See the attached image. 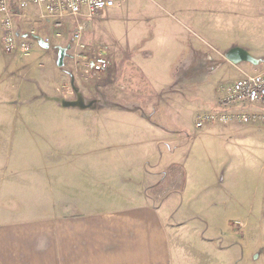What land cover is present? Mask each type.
I'll list each match as a JSON object with an SVG mask.
<instances>
[{
	"label": "rangeland",
	"instance_id": "1",
	"mask_svg": "<svg viewBox=\"0 0 264 264\" xmlns=\"http://www.w3.org/2000/svg\"><path fill=\"white\" fill-rule=\"evenodd\" d=\"M247 1L120 0L81 28L70 20L60 28L38 23L52 41L49 50L34 45L30 53L7 55L0 43V180L7 168L37 174L45 159L62 164L56 175L109 174L119 190L111 193L112 204L133 205L149 195L152 171L182 178L187 169L185 189L178 195L171 189L168 200L167 231L183 243L175 264H233L251 223L259 239L264 230V214L257 212L253 223L235 200L236 192L262 189L260 166L245 170L250 145L264 142V122L194 124L220 111L222 87L264 71V21L250 19L262 12ZM235 50L249 59L227 58ZM96 53L105 54L109 69L93 75L82 62ZM233 154L243 173L221 163ZM8 160L36 165H2ZM94 161L107 163L93 167ZM31 186L0 197V221L23 219L28 214L20 209L42 204ZM208 194L214 198L203 205ZM208 207L214 210L206 214Z\"/></svg>",
	"mask_w": 264,
	"mask_h": 264
},
{
	"label": "crops",
	"instance_id": "2",
	"mask_svg": "<svg viewBox=\"0 0 264 264\" xmlns=\"http://www.w3.org/2000/svg\"><path fill=\"white\" fill-rule=\"evenodd\" d=\"M247 4L259 8L254 11L262 12L253 13L250 19L264 21V0H248ZM225 130L233 131L228 126ZM259 145L254 143L248 148L247 155L251 164H247L245 171H254L260 166L256 183L262 182L258 187L262 189L252 193H235L236 206L243 214L251 215L253 223L257 212L264 214V142ZM255 146H262V149H255ZM236 157L233 154L229 160L221 163L226 165L228 161L231 163V171L236 173L239 170H234V165L240 167L239 164H233ZM107 161H94L92 165L105 166ZM252 163L254 166H251ZM2 165L36 164L10 163L8 160ZM38 165L43 168L32 175L12 173L7 168L4 171L7 177L0 180V197H15L16 190H24L32 184V189L39 191L42 199V204L37 207L24 206L27 208L20 209L22 214H28L25 218L0 221V264H175L179 256H182L183 243L172 233L170 237L167 231L171 213L168 200L173 192L171 189L176 195L185 189L187 169L184 170L183 181L172 171L173 174L163 170L159 175L157 171H152L147 177L152 181L148 185L152 187L149 195L143 193L142 201L127 205L112 204L111 197L114 195L111 193L119 190L112 189L110 179L106 178L109 174L68 177L53 174L55 169L63 167L61 163L41 159ZM167 174H172L170 180L166 178ZM9 175L23 177L12 178ZM233 176L237 177L235 174ZM148 186L146 184L145 188ZM5 191L7 195L3 193ZM118 196L121 197V194ZM206 197L207 202L203 200V205H210L214 195L208 194ZM209 208L202 210L208 214L212 209ZM258 208H262V211ZM33 214L37 215L30 216ZM205 220L209 223L207 217ZM255 231L251 223V229L241 234L238 242L241 249L233 264H264V230L262 239L257 237ZM206 241L203 242L205 249L201 255L204 262L208 257L209 242ZM217 256L218 260L222 258Z\"/></svg>",
	"mask_w": 264,
	"mask_h": 264
},
{
	"label": "built area",
	"instance_id": "3",
	"mask_svg": "<svg viewBox=\"0 0 264 264\" xmlns=\"http://www.w3.org/2000/svg\"><path fill=\"white\" fill-rule=\"evenodd\" d=\"M119 3L120 0H0L3 53H30L34 45L49 50L52 41L38 32V23L39 26L60 28L66 20H70L81 28L80 23L117 8ZM78 37V33L73 35L75 39ZM86 60L82 64L93 75L109 69L108 58L103 53H96L93 58ZM218 108V113L201 115L194 125L201 128L206 123L216 121L223 124L264 122V71L241 77L222 87ZM166 178L170 180L172 174H167Z\"/></svg>",
	"mask_w": 264,
	"mask_h": 264
},
{
	"label": "water",
	"instance_id": "4",
	"mask_svg": "<svg viewBox=\"0 0 264 264\" xmlns=\"http://www.w3.org/2000/svg\"><path fill=\"white\" fill-rule=\"evenodd\" d=\"M59 51H60L59 55L61 56V58H59V59H62V57L64 56V51H63V49H60ZM234 57H235V59H239V57H243L240 59H249V57H247L246 54L241 53L239 50L230 51L227 54V58H229V59H232ZM60 63H62V61L59 60L57 64L61 65Z\"/></svg>",
	"mask_w": 264,
	"mask_h": 264
}]
</instances>
